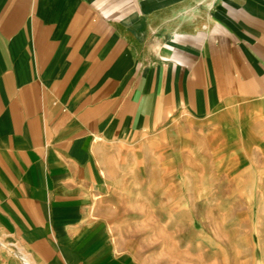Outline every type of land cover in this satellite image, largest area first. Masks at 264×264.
<instances>
[{
    "label": "crops",
    "instance_id": "obj_1",
    "mask_svg": "<svg viewBox=\"0 0 264 264\" xmlns=\"http://www.w3.org/2000/svg\"><path fill=\"white\" fill-rule=\"evenodd\" d=\"M244 167L264 174V0H0V264L217 252Z\"/></svg>",
    "mask_w": 264,
    "mask_h": 264
},
{
    "label": "rangeland",
    "instance_id": "obj_2",
    "mask_svg": "<svg viewBox=\"0 0 264 264\" xmlns=\"http://www.w3.org/2000/svg\"><path fill=\"white\" fill-rule=\"evenodd\" d=\"M248 167L243 184V190L237 189L231 199V206H220L219 209L229 210L230 222L225 224L229 229L221 231L219 246L214 253H201L195 245H189L186 251L180 247V238L173 237L172 246L158 244L157 250L149 254L147 244L142 245L145 253L139 258L143 264H264V174L253 172L249 174ZM237 186L240 187V175ZM251 182V183H250ZM180 208L177 213H180ZM196 207L191 214L196 213ZM191 216V215H190ZM180 222H173L175 230ZM221 225L218 230L220 231ZM196 222H189V241H195L191 237L195 234ZM218 231V233H220ZM224 232V233H223ZM195 243V242H194ZM192 244V243H190Z\"/></svg>",
    "mask_w": 264,
    "mask_h": 264
},
{
    "label": "built area",
    "instance_id": "obj_3",
    "mask_svg": "<svg viewBox=\"0 0 264 264\" xmlns=\"http://www.w3.org/2000/svg\"><path fill=\"white\" fill-rule=\"evenodd\" d=\"M0 246L8 247V244L5 243L2 239H0ZM14 246L15 253L21 258L24 264H33L29 259L28 255L22 251V249L16 245Z\"/></svg>",
    "mask_w": 264,
    "mask_h": 264
}]
</instances>
